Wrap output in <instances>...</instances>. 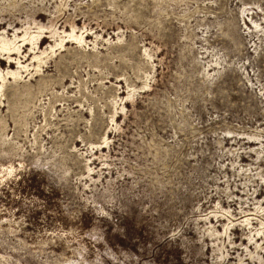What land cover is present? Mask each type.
I'll list each match as a JSON object with an SVG mask.
<instances>
[{
  "label": "rangeland",
  "instance_id": "rangeland-1",
  "mask_svg": "<svg viewBox=\"0 0 264 264\" xmlns=\"http://www.w3.org/2000/svg\"><path fill=\"white\" fill-rule=\"evenodd\" d=\"M0 71V264H264V0H0Z\"/></svg>",
  "mask_w": 264,
  "mask_h": 264
},
{
  "label": "bare ground",
  "instance_id": "bare-ground-1",
  "mask_svg": "<svg viewBox=\"0 0 264 264\" xmlns=\"http://www.w3.org/2000/svg\"><path fill=\"white\" fill-rule=\"evenodd\" d=\"M69 36L72 37V38H74V39H76V40H81V39H82V36H76V35L74 34V30H73V29L71 30V33H69ZM5 42L7 43V40H5ZM6 43H3L1 49H4V47L6 46ZM10 44H12V43H10ZM10 55H11V54H9L8 58H11ZM15 73H16V72L11 71V70H8V71L6 72V74H12V75H14ZM2 75H3V74H2L1 71H0V77H2ZM245 220H248V217H246ZM256 247H258V246H256Z\"/></svg>",
  "mask_w": 264,
  "mask_h": 264
}]
</instances>
